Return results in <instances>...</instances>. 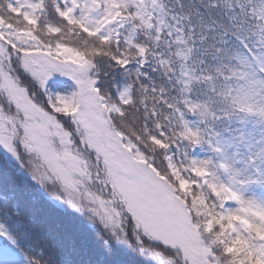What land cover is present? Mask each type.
I'll return each instance as SVG.
<instances>
[{
  "label": "snow or ice",
  "instance_id": "obj_1",
  "mask_svg": "<svg viewBox=\"0 0 264 264\" xmlns=\"http://www.w3.org/2000/svg\"><path fill=\"white\" fill-rule=\"evenodd\" d=\"M224 119L264 125V0H0V264H264Z\"/></svg>",
  "mask_w": 264,
  "mask_h": 264
},
{
  "label": "trees",
  "instance_id": "obj_2",
  "mask_svg": "<svg viewBox=\"0 0 264 264\" xmlns=\"http://www.w3.org/2000/svg\"><path fill=\"white\" fill-rule=\"evenodd\" d=\"M210 123H211V129H209V132H211L214 129L215 132H218L220 134L219 139L221 141H227V144L230 145L226 148L228 156H232L233 153L238 152L237 158L241 160H245L248 155L247 146L244 148L241 145L242 142L240 140V135L235 131L237 128H240L241 126L237 125L234 120L229 121L227 119L220 121H213ZM261 135H264V125L253 126L250 124L246 145H249L250 143H254L255 140L261 137ZM201 155L213 156L214 154L207 151V145H205L204 148L201 149ZM0 157H2V153H0ZM237 166L242 167L243 165L241 164ZM9 188L11 189L12 185H9ZM19 191L21 193L22 203L27 200H32L38 197V192L36 190L25 185H21ZM81 221L84 225H88L90 223L86 217H81ZM115 252L119 264H153V261L142 256L134 248L122 242L115 245Z\"/></svg>",
  "mask_w": 264,
  "mask_h": 264
}]
</instances>
